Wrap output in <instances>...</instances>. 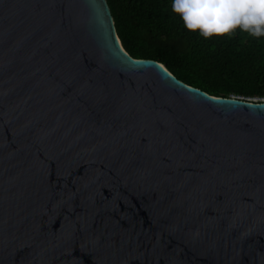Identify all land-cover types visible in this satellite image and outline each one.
<instances>
[{"label":"water","instance_id":"95a60500","mask_svg":"<svg viewBox=\"0 0 264 264\" xmlns=\"http://www.w3.org/2000/svg\"><path fill=\"white\" fill-rule=\"evenodd\" d=\"M0 264H264V101L132 59L105 0H0Z\"/></svg>","mask_w":264,"mask_h":264},{"label":"trees","instance_id":"16d2710c","mask_svg":"<svg viewBox=\"0 0 264 264\" xmlns=\"http://www.w3.org/2000/svg\"><path fill=\"white\" fill-rule=\"evenodd\" d=\"M134 60H152L179 81L220 98L264 99V39L236 30L205 39L172 11V0H105Z\"/></svg>","mask_w":264,"mask_h":264},{"label":"clouds","instance_id":"9594fccd","mask_svg":"<svg viewBox=\"0 0 264 264\" xmlns=\"http://www.w3.org/2000/svg\"><path fill=\"white\" fill-rule=\"evenodd\" d=\"M172 11L205 39L231 36L237 29L264 39V0H172Z\"/></svg>","mask_w":264,"mask_h":264},{"label":"rangeland","instance_id":"374dc122","mask_svg":"<svg viewBox=\"0 0 264 264\" xmlns=\"http://www.w3.org/2000/svg\"><path fill=\"white\" fill-rule=\"evenodd\" d=\"M249 100H251V101H255V102H258V101H264V99H249Z\"/></svg>","mask_w":264,"mask_h":264}]
</instances>
